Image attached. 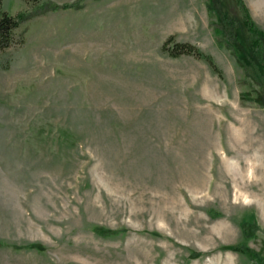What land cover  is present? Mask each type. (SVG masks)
Wrapping results in <instances>:
<instances>
[{
  "label": "rangeland",
  "instance_id": "obj_1",
  "mask_svg": "<svg viewBox=\"0 0 264 264\" xmlns=\"http://www.w3.org/2000/svg\"><path fill=\"white\" fill-rule=\"evenodd\" d=\"M46 1L75 0L0 12ZM207 1L83 0L0 50V264H253L238 244L264 258V81ZM244 2L264 32V0ZM169 36L222 76L162 51Z\"/></svg>",
  "mask_w": 264,
  "mask_h": 264
},
{
  "label": "trees",
  "instance_id": "obj_2",
  "mask_svg": "<svg viewBox=\"0 0 264 264\" xmlns=\"http://www.w3.org/2000/svg\"><path fill=\"white\" fill-rule=\"evenodd\" d=\"M82 1L75 0L64 4L46 1L35 6L30 11H21L15 15L1 11L0 50H4L13 44L24 43L25 37L23 32L17 33L16 30L31 18L48 11L70 8L79 9L82 8L80 4ZM234 1L240 13V18L230 15L225 11L223 8V0H208L207 9L215 15V20L210 24L213 26L214 32L221 33L224 36L226 47L236 53L237 60L242 66L245 76L250 77L257 83H261L264 81V75L261 72V66L264 65V32L253 21L244 0ZM172 41L173 37L169 36L161 46L162 51H166L170 56L174 57L179 54H190L204 59L220 77L222 76L221 71L216 67L211 56L204 54L189 43L174 42L173 46L168 48V44ZM250 227V224L247 222L243 223V232L248 234L249 232L247 230ZM95 232L99 235H110L114 233L113 230H104L101 228H97ZM231 249L245 254L253 264H264V258L254 249L244 244L232 246Z\"/></svg>",
  "mask_w": 264,
  "mask_h": 264
},
{
  "label": "crops",
  "instance_id": "obj_3",
  "mask_svg": "<svg viewBox=\"0 0 264 264\" xmlns=\"http://www.w3.org/2000/svg\"><path fill=\"white\" fill-rule=\"evenodd\" d=\"M209 14V13H208ZM181 28V27H180ZM179 29V28H178Z\"/></svg>",
  "mask_w": 264,
  "mask_h": 264
},
{
  "label": "bare ground",
  "instance_id": "obj_4",
  "mask_svg": "<svg viewBox=\"0 0 264 264\" xmlns=\"http://www.w3.org/2000/svg\"><path fill=\"white\" fill-rule=\"evenodd\" d=\"M242 146V145H241Z\"/></svg>",
  "mask_w": 264,
  "mask_h": 264
}]
</instances>
